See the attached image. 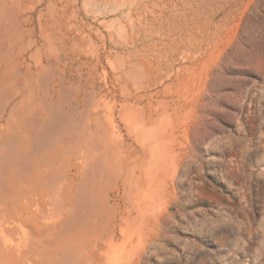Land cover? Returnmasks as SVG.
Returning a JSON list of instances; mask_svg holds the SVG:
<instances>
[{
	"label": "rangeland",
	"instance_id": "obj_1",
	"mask_svg": "<svg viewBox=\"0 0 264 264\" xmlns=\"http://www.w3.org/2000/svg\"><path fill=\"white\" fill-rule=\"evenodd\" d=\"M27 1L0 0L16 12L10 29L91 36L86 45L106 47L111 62L127 60L131 80L144 78L147 102L170 107L158 125L174 151L165 196L139 224H120L114 247L101 235L74 240L78 264H264V0ZM33 70L37 80L45 74ZM76 75L69 86L81 96L63 125L78 117L93 85ZM130 116L139 123L142 115ZM111 206L101 211L112 224L119 207Z\"/></svg>",
	"mask_w": 264,
	"mask_h": 264
},
{
	"label": "bare ground",
	"instance_id": "obj_2",
	"mask_svg": "<svg viewBox=\"0 0 264 264\" xmlns=\"http://www.w3.org/2000/svg\"><path fill=\"white\" fill-rule=\"evenodd\" d=\"M3 8L0 264H78L83 255L74 240L101 235L114 247L118 235L124 236L120 224H139L165 196L163 172L172 165L174 151L162 141L158 125L170 107L147 102L144 78L131 80L127 60L111 62L112 52L109 56L106 47H95L91 36L43 27L25 34L10 29L9 18L16 12ZM22 8L25 27L30 8ZM87 38L91 45H86ZM35 67L41 69L37 74L45 72L40 80L35 79ZM75 70L93 85L74 115L78 117L63 125L62 118L81 96V90L69 86ZM145 70L139 64L140 76ZM56 75L60 81L51 87ZM133 110L142 115L139 123L149 125L148 130L134 122ZM58 122L62 127L57 128ZM43 152L48 157H42ZM111 205L119 207L114 228L113 222H104L101 211ZM84 257L92 260L89 254Z\"/></svg>",
	"mask_w": 264,
	"mask_h": 264
}]
</instances>
